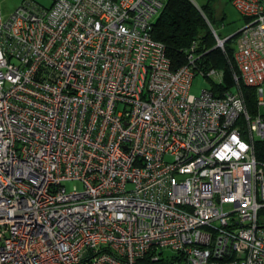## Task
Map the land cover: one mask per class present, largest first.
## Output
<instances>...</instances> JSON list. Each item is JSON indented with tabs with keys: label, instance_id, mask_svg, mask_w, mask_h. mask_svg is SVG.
I'll return each instance as SVG.
<instances>
[{
	"label": "built area",
	"instance_id": "built-area-1",
	"mask_svg": "<svg viewBox=\"0 0 264 264\" xmlns=\"http://www.w3.org/2000/svg\"><path fill=\"white\" fill-rule=\"evenodd\" d=\"M166 2L27 0L4 19L0 0V264H264V0H233L219 96L191 92L224 81L197 44L174 71L154 40Z\"/></svg>",
	"mask_w": 264,
	"mask_h": 264
},
{
	"label": "trees",
	"instance_id": "trees-1",
	"mask_svg": "<svg viewBox=\"0 0 264 264\" xmlns=\"http://www.w3.org/2000/svg\"><path fill=\"white\" fill-rule=\"evenodd\" d=\"M215 22L213 1L204 8H197L190 0H167L165 8L155 22L152 34L154 40L166 46V53L174 71L187 64L188 51L194 43L197 44L196 53L201 56L202 64L224 72L223 83H213V90L216 96H219L225 91H233L236 86L234 74L238 71L235 61L237 37L234 35L227 40L225 52L216 48L217 41L211 28L216 29ZM240 90L249 113H254L257 110L255 89L241 82ZM256 155L264 162V142L256 143ZM140 264L144 263L141 261ZM145 264L150 263L148 261Z\"/></svg>",
	"mask_w": 264,
	"mask_h": 264
},
{
	"label": "rangeland",
	"instance_id": "rangeland-1",
	"mask_svg": "<svg viewBox=\"0 0 264 264\" xmlns=\"http://www.w3.org/2000/svg\"><path fill=\"white\" fill-rule=\"evenodd\" d=\"M27 0H2V12L3 18L8 19L17 9H19L23 3ZM36 4L44 8H50L54 0H31ZM197 8H204L211 1L214 2V11H216L215 28L221 38H228L235 35L246 23L245 18L233 5V0H190ZM235 45V42H234ZM213 83L201 76L195 77L191 92L193 95L200 96L204 89L212 88ZM235 91V89H233ZM256 141L261 140L256 137ZM82 189V185L78 182H69L66 184L68 192L74 190V188ZM170 253V252H169Z\"/></svg>",
	"mask_w": 264,
	"mask_h": 264
},
{
	"label": "water",
	"instance_id": "water-1",
	"mask_svg": "<svg viewBox=\"0 0 264 264\" xmlns=\"http://www.w3.org/2000/svg\"><path fill=\"white\" fill-rule=\"evenodd\" d=\"M232 36H234V35H232ZM232 36L228 37L226 40H228V39L231 38Z\"/></svg>",
	"mask_w": 264,
	"mask_h": 264
},
{
	"label": "crops",
	"instance_id": "crops-1",
	"mask_svg": "<svg viewBox=\"0 0 264 264\" xmlns=\"http://www.w3.org/2000/svg\"><path fill=\"white\" fill-rule=\"evenodd\" d=\"M238 31H239V30H238ZM238 31H237V32H238ZM237 32H236V33H237Z\"/></svg>",
	"mask_w": 264,
	"mask_h": 264
}]
</instances>
